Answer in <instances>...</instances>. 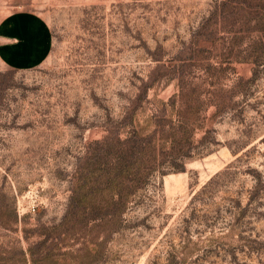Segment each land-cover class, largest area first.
Here are the masks:
<instances>
[{
  "label": "rangeland",
  "instance_id": "374dc122",
  "mask_svg": "<svg viewBox=\"0 0 264 264\" xmlns=\"http://www.w3.org/2000/svg\"><path fill=\"white\" fill-rule=\"evenodd\" d=\"M24 10L52 44L0 64V264H264V0H0ZM149 76L136 120L188 82L199 149L131 191L81 188Z\"/></svg>",
  "mask_w": 264,
  "mask_h": 264
},
{
  "label": "trees",
  "instance_id": "16d2710c",
  "mask_svg": "<svg viewBox=\"0 0 264 264\" xmlns=\"http://www.w3.org/2000/svg\"><path fill=\"white\" fill-rule=\"evenodd\" d=\"M161 76H149L139 85L138 96L127 110L124 127H129L125 138L117 136L115 131L112 142L101 147L95 161L94 176L87 179L82 174L80 186L92 183L97 190H107L122 186L131 191L142 180L147 179L155 170L161 172L179 171L185 168L186 159L195 155L196 148L191 143V136L198 121L201 110L207 105L200 96L189 94L194 90L188 82H177L181 93L170 97L168 101H160V107L143 122L136 120V114L151 88L159 86ZM191 87V88H190ZM178 100H183V108H177ZM210 100L209 102H211ZM206 104V105H205ZM177 119H173V115ZM213 116V115H212ZM153 125V129L150 126ZM206 136V135H205ZM108 138V137H107ZM206 137H203L204 139ZM183 139H185L184 142ZM160 140H163L160 143ZM170 141L168 151H164L166 143ZM108 159H104V154ZM255 189L264 186L261 178H257Z\"/></svg>",
  "mask_w": 264,
  "mask_h": 264
},
{
  "label": "crops",
  "instance_id": "0c3cea01",
  "mask_svg": "<svg viewBox=\"0 0 264 264\" xmlns=\"http://www.w3.org/2000/svg\"><path fill=\"white\" fill-rule=\"evenodd\" d=\"M51 44L49 25L37 12L15 11L0 19V64L3 66H37L49 54Z\"/></svg>",
  "mask_w": 264,
  "mask_h": 264
},
{
  "label": "built area",
  "instance_id": "2783aa9c",
  "mask_svg": "<svg viewBox=\"0 0 264 264\" xmlns=\"http://www.w3.org/2000/svg\"><path fill=\"white\" fill-rule=\"evenodd\" d=\"M36 210V205H33L32 207H31V209H28L27 211H35Z\"/></svg>",
  "mask_w": 264,
  "mask_h": 264
}]
</instances>
